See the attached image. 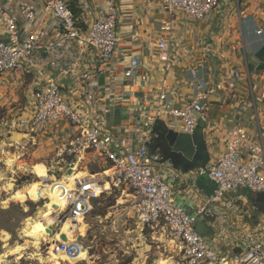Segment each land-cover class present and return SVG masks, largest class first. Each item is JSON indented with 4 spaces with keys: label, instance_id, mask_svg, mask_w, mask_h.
<instances>
[{
    "label": "built area",
    "instance_id": "obj_1",
    "mask_svg": "<svg viewBox=\"0 0 264 264\" xmlns=\"http://www.w3.org/2000/svg\"><path fill=\"white\" fill-rule=\"evenodd\" d=\"M75 1L0 0V97L27 82L30 88L25 112L19 121L0 125V155L6 166L12 167V172L16 173L18 163L26 165V183H40L38 199L27 193L26 201L41 203L44 210L52 202L48 193L51 187H60L65 182L64 192L61 191L65 206L53 205L51 221L50 218L42 220L46 239H42L38 249L32 245L25 250L23 257L25 254L27 258L39 256L34 254L41 256L44 252L49 262L53 252L62 251L77 258L87 250L88 258L77 263L101 264V252L86 244L91 229L88 222L85 235H80L76 228L71 240L66 234L67 240L62 238L61 229L68 221L78 223L80 218L87 219L94 200L117 192L121 201L117 200L118 210L111 222L117 226V232L123 229L124 241L133 249L142 247L150 233L159 247L164 246L172 264H264V225L243 235L246 250L241 255L223 254L196 231L194 219L176 201L172 186L164 178L168 166L148 147L151 132L139 126L130 138L120 130L105 127L104 118L112 112L115 91L110 89V95L103 97L98 93L101 87L96 82L101 77L100 69L113 61L120 46L121 3L110 0L100 6L91 23L83 26L73 10ZM157 2L169 15L163 28L167 34L158 40L155 53L162 64L164 80L155 103L146 109L145 115L141 111L140 114L144 121H179L182 131L191 133L199 123V115L206 120L212 85L192 69L190 75L196 80L193 95L181 107L168 106L167 76L174 65L173 45L169 40L171 19L183 13L192 19L204 20L215 12L221 0ZM262 32L257 30L258 34ZM259 72L258 66L251 69L247 64L242 70L226 69L221 78L223 87L233 91L241 82L249 81V93L242 97V102L257 120L264 107V88L255 91L252 78ZM135 74L133 67L125 71V77L130 80ZM61 127L71 128V133L63 135ZM14 132L23 136L12 139ZM47 136L56 137L57 146L50 160L42 162L47 174L39 176L34 170L39 162L33 161V154L40 140ZM92 165H102L104 169L95 172L91 170ZM197 172L216 184L215 194L204 199L205 203L197 209L201 215L210 212L209 205L219 202L228 192L241 188L264 192V144L256 143L243 127L231 128L225 150ZM30 177L32 182L28 180ZM50 228L53 233H48ZM58 233L60 238H56ZM160 235L166 237L165 242L160 240ZM31 248L32 252H28ZM138 250H134L136 259L140 257ZM10 257L3 264L18 263H13Z\"/></svg>",
    "mask_w": 264,
    "mask_h": 264
},
{
    "label": "crops",
    "instance_id": "obj_2",
    "mask_svg": "<svg viewBox=\"0 0 264 264\" xmlns=\"http://www.w3.org/2000/svg\"><path fill=\"white\" fill-rule=\"evenodd\" d=\"M109 1L77 0L73 3V10L81 24L88 26L96 17L98 8ZM120 3V46L113 61L100 69L101 77L96 82L101 87L98 93L103 97L110 95V89L115 91L112 112L104 118L105 127L120 130L122 135L126 134L130 138L135 136L136 127H142L147 133L151 132L153 138L149 149L161 157L159 145L167 142L156 136L165 126L158 124L152 129L155 121H144L142 115L147 113L146 109L155 103L162 91L164 71L155 53L158 40L167 34L163 28L169 15L157 0H120ZM171 25L169 40L173 45L171 58L174 65L167 76L168 106L181 107L193 95L196 80L190 75L192 69L211 83L204 130L209 162L225 150L227 133L234 127L245 128L256 143L264 144V107L257 120L251 109L242 102V97L249 93V81L241 82L236 91L225 89L221 82L226 69L242 70L248 64L251 69L255 66L260 69L259 74L252 78L255 91L264 88V0H221L220 6L208 18L196 20L178 13L171 19ZM259 29L263 30L261 34L257 33ZM131 67L136 73L133 80L125 77V71ZM211 107L214 109L213 114L209 113ZM166 124L170 129L182 131L179 121ZM61 129L64 133L60 129L58 132L63 135L71 133V128ZM153 131L156 132L154 137ZM22 136L14 132L12 139ZM56 146V137L42 138L34 151L33 161L42 163L50 160ZM162 163L168 166L164 178L172 186L176 201L184 210L197 212L198 207L205 203L204 199L214 193L215 186L211 178L199 175L197 171L200 168L184 172L169 162ZM93 166L100 170H93ZM92 167L91 170L95 172L104 169L102 165ZM29 185L20 189L24 190ZM257 196L256 192L241 188L226 193L219 202L209 205L210 212L204 215L214 217L209 223L215 229L214 246L223 254L241 255L246 250L243 235L264 225V200H258ZM84 223L77 225L72 222L83 234L87 228ZM159 238L162 242L166 241L164 235Z\"/></svg>",
    "mask_w": 264,
    "mask_h": 264
},
{
    "label": "rangeland",
    "instance_id": "obj_3",
    "mask_svg": "<svg viewBox=\"0 0 264 264\" xmlns=\"http://www.w3.org/2000/svg\"><path fill=\"white\" fill-rule=\"evenodd\" d=\"M28 84L29 82L23 85H17V87L10 89L0 97V125H13L16 121H19V118L23 115L26 101L30 93ZM209 113H214L212 107ZM143 125L146 124L143 123ZM9 130L10 128L7 131ZM2 157L3 156L0 155V231L7 232L9 234V239L5 241L0 238V255L20 244H26V250L32 245L38 249L42 242L37 244L36 238L27 236L24 229L27 222L41 219L42 210H44L43 206L41 203L30 200L22 202L11 199L13 196L12 193L15 190L29 185L26 183V176L24 175V167H26V165L18 163L20 167H16L15 173L12 172V167L6 166ZM39 164L42 163H36L34 165L35 171L39 170V167H37ZM97 168L98 167L95 166L92 167L93 170L99 171L100 169ZM28 180L32 182L31 177ZM10 183L14 185L13 190L9 188ZM214 186H216L215 183ZM117 200L121 201L120 194L117 192H112L100 199L94 200L92 203V211L87 216V222L91 229L86 238V244L93 245L94 251L101 252V264H158V262L160 264V261L167 260L164 246L160 245L161 247H159L150 233H147L146 243L142 247L136 246L137 248L133 249L128 245L129 242L124 241V238L126 239V233L123 232V229L117 232V226L113 225V222H111V219L114 220V215H116V211L118 210V207H116L118 204ZM94 235L96 237H93ZM134 242L136 241L134 240ZM32 249L33 248L28 252H32ZM136 249H139L138 252L140 257H138V259H136V252L134 251ZM23 253L24 251L21 255H23ZM42 254L41 256L39 255L31 258H27L28 256L25 254L21 259H17L16 256L10 255V259L13 260V263L18 261L16 264H29L30 261H32V264H49L50 262H47L48 258L45 256V253L43 252ZM75 263L76 262L67 261L64 264ZM76 264H88V262Z\"/></svg>",
    "mask_w": 264,
    "mask_h": 264
},
{
    "label": "water",
    "instance_id": "obj_4",
    "mask_svg": "<svg viewBox=\"0 0 264 264\" xmlns=\"http://www.w3.org/2000/svg\"><path fill=\"white\" fill-rule=\"evenodd\" d=\"M154 123L152 129H155V125L158 124L165 126V129L156 136V138L167 142L159 145L162 162H169L174 168L183 170L184 172H189L196 168H204L208 164L210 154L208 152V145L204 131L206 120L203 117L199 115V123L191 133L170 129L162 119H156ZM155 133L156 132L153 131V137ZM151 140H153V138L150 139V141ZM150 141L148 145L150 144ZM215 190L216 186L214 187L213 195L215 194ZM257 197L258 200L263 201L264 192H259ZM185 211L194 219L196 231L202 237L206 238L210 245H214L213 237L215 235V229L209 224L212 223L214 217L201 215L197 212ZM48 233H53V228L48 229ZM62 238L67 240L65 234L62 235Z\"/></svg>",
    "mask_w": 264,
    "mask_h": 264
},
{
    "label": "bare ground",
    "instance_id": "obj_5",
    "mask_svg": "<svg viewBox=\"0 0 264 264\" xmlns=\"http://www.w3.org/2000/svg\"><path fill=\"white\" fill-rule=\"evenodd\" d=\"M8 162H9V164H11L12 163L11 159L8 160ZM37 167H39V170L36 172L39 174V176H44L47 174V170H46L45 166H43L42 164H39V165H37ZM108 173H110V171H108ZM69 178L71 180H73V176H70ZM34 182L35 183H32L31 185H29L24 190L23 189L15 190L12 193L13 196L11 197V199H15V200L22 201V202L26 201V199H27L26 194L27 193H29L33 199H38L37 192H38V189L40 187V183L38 181H34ZM59 186L60 187H51V189L48 191V193L52 199V202L51 203L48 202L46 210H42V213H44V214L42 215L41 219H36V220H33L32 222H27L26 227L24 229L27 236L36 238L37 244H40L42 242L43 238L46 239L45 233H47V230H46V226H45L44 222L42 221L43 218L45 219V218L51 217L52 212H53L52 207L54 204L58 205L62 208L66 204L65 203V197L61 196L62 193L64 192V189H65V182L62 181ZM13 187H14L13 184H9V188L11 190L13 189ZM106 188L107 189L110 188L109 183L106 184ZM62 190H63V192H61ZM50 221H51V218H50ZM83 221L85 222L84 225H86V227H87L85 229V233H86V231L88 229L86 218H80L77 225L83 223ZM50 223H52V222H50ZM76 228L77 227H74V225L72 224V221H68V222L64 223V225L62 226L61 233L66 234L69 237V239L71 240L72 238L70 235H72L73 237L75 236L74 233L76 231ZM68 230H69V232H68ZM80 232H81L80 235H85V233L83 234V232L81 230H80ZM60 235L61 234L58 233L56 238H60L61 237ZM0 238H2L3 240L6 241L9 239V234L5 231H0ZM25 247H26V244L25 245L20 244V245H17L15 247L9 249L8 251L4 252L2 255H0V264H3L7 260V258L10 257V255L11 256L16 255L17 259H21L23 256L21 254L25 250ZM36 255H40V254H36ZM86 258H88L87 250H83L82 253L77 258L71 257V256L67 255L66 253L60 251L59 253L53 252V255L50 256L49 262H51L52 264H59V261L61 262V264H63V261H70V262H76L77 263L78 261L86 259ZM158 264H159V262H158ZM160 264H172V260L171 259L163 260V261H160Z\"/></svg>",
    "mask_w": 264,
    "mask_h": 264
}]
</instances>
